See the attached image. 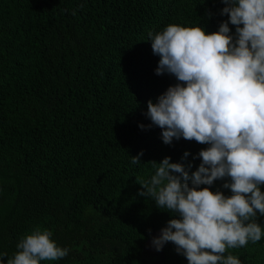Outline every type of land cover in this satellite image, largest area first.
I'll return each mask as SVG.
<instances>
[{
	"label": "trees",
	"instance_id": "obj_1",
	"mask_svg": "<svg viewBox=\"0 0 264 264\" xmlns=\"http://www.w3.org/2000/svg\"><path fill=\"white\" fill-rule=\"evenodd\" d=\"M225 6L0 0V253L13 256L20 238L40 227L70 248L67 257L41 264H188L172 242L155 250L153 238L175 217L139 196L136 178L149 179L150 161L169 156L191 163V174L209 145L183 138L168 145L162 129L148 127V101L178 83L156 74L160 57L149 32L169 24L217 32L229 18L220 14ZM229 27L234 35L236 26ZM141 151V163L132 164ZM225 182L211 190L231 196ZM258 222L264 227V216ZM229 253L242 264H264V237Z\"/></svg>",
	"mask_w": 264,
	"mask_h": 264
},
{
	"label": "clouds",
	"instance_id": "obj_2",
	"mask_svg": "<svg viewBox=\"0 0 264 264\" xmlns=\"http://www.w3.org/2000/svg\"><path fill=\"white\" fill-rule=\"evenodd\" d=\"M222 2L220 14L229 18L217 32L169 24L149 32L148 39L160 57L156 74L178 81L157 102L148 101V127L162 129L168 145L181 138L209 145L197 154L202 162L191 174V163H173L169 156L150 161L155 172L149 179L136 178L138 195L175 217L153 238L155 250L172 242L188 264H242L224 254L264 237L258 222L264 216V0ZM229 24L236 26L234 35ZM143 155L132 156V164L141 163ZM189 155L185 152L182 160ZM225 179L223 188L231 196L211 190ZM51 237L50 230L34 228L20 238L13 256L0 253V264L5 257L6 264L67 257L70 248L57 246Z\"/></svg>",
	"mask_w": 264,
	"mask_h": 264
}]
</instances>
